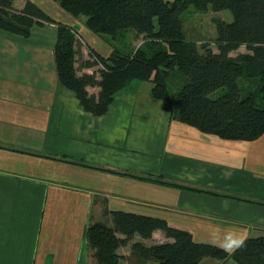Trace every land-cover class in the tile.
Returning <instances> with one entry per match:
<instances>
[{
  "label": "crops",
  "instance_id": "crops-1",
  "mask_svg": "<svg viewBox=\"0 0 264 264\" xmlns=\"http://www.w3.org/2000/svg\"><path fill=\"white\" fill-rule=\"evenodd\" d=\"M26 1L53 21L30 17L27 36L0 28V264H96L86 229L99 213L109 224L113 210L162 218L228 251L260 236L264 135L225 140L178 122L149 80L129 81L104 114L85 110L57 79V26L76 31L77 74L99 67L81 65L89 48L107 57L110 44L55 0H12L11 11ZM139 238L118 253L135 241H170L159 229L150 242Z\"/></svg>",
  "mask_w": 264,
  "mask_h": 264
},
{
  "label": "trees",
  "instance_id": "trees-1",
  "mask_svg": "<svg viewBox=\"0 0 264 264\" xmlns=\"http://www.w3.org/2000/svg\"><path fill=\"white\" fill-rule=\"evenodd\" d=\"M55 1L71 15L82 17L85 25L110 45L125 29L145 38L143 47L129 53L113 44L107 57L89 48V58L83 59L81 65L100 67L91 73L77 74L76 31L58 24L53 51L57 79L75 94L85 110L104 114L114 95L129 81L149 80L153 83V96L178 122L225 140L252 141L264 135V0ZM189 6L198 11L210 7L231 13L229 22L215 20L217 52H200L194 41L185 39L181 17ZM11 9L12 0H0V28L19 35H28L33 23L30 17L53 21L30 1L19 13ZM240 44H245L248 52L230 56L231 49ZM173 74L178 81L172 86L169 81ZM240 76L256 78V88L241 95ZM87 86H97L99 90L89 93ZM219 88L225 91L209 96ZM149 179L162 181L160 177ZM108 215L109 224L96 221L86 229L96 264H121L119 247L135 234L150 239L157 229L170 241L131 243L137 264H199L208 257L232 259L236 264H264V235L247 237L228 251L215 244L197 242L189 231L175 228L162 218L120 210Z\"/></svg>",
  "mask_w": 264,
  "mask_h": 264
},
{
  "label": "rangeland",
  "instance_id": "rangeland-1",
  "mask_svg": "<svg viewBox=\"0 0 264 264\" xmlns=\"http://www.w3.org/2000/svg\"><path fill=\"white\" fill-rule=\"evenodd\" d=\"M168 1H172V0H168ZM217 19L229 22L231 21L232 16L231 13L226 9L214 11L209 7L205 11H198L194 9L193 6H189L181 17L182 29L184 32L185 39L194 41L200 52H203L206 49H210L214 52H217L218 45L215 41L216 40L215 20ZM77 41L78 43H80L79 40ZM112 43L115 46H118L123 52L129 53L136 48L143 47L145 45V38L142 35L134 33L130 29H125L119 33V35L116 37L115 40L112 41ZM247 52H248L247 46L245 44H240L237 47L231 49L229 55L236 57ZM177 81H178V77L176 76V74H173L170 77V81H169L170 84L173 86L177 84ZM238 82L243 88L241 91V95L246 93V90H250V91L254 90L257 85L256 78H249L246 76H240ZM224 91H225L224 88H219L215 92L211 93L209 96L215 97L220 95ZM96 217L97 218H93L92 221L96 222L97 219V221L107 224L108 217L105 214L99 213L97 214ZM256 233H257L256 235H264V230L258 231ZM139 239L143 240L141 238ZM150 241L151 240H147V242ZM119 252L122 255H124L125 258H128L127 260L121 259L120 262L137 264V261L134 262L135 256L131 253L130 245L129 247L120 248ZM95 261H91V263H94Z\"/></svg>",
  "mask_w": 264,
  "mask_h": 264
},
{
  "label": "water",
  "instance_id": "water-1",
  "mask_svg": "<svg viewBox=\"0 0 264 264\" xmlns=\"http://www.w3.org/2000/svg\"><path fill=\"white\" fill-rule=\"evenodd\" d=\"M153 180L158 181V182H164V183H168V184H173V183H170V182L160 181V180H157V179H153ZM173 185H174V184H173ZM187 188L192 189L191 187H187ZM193 189H195V188H193ZM196 190H197V189H196Z\"/></svg>",
  "mask_w": 264,
  "mask_h": 264
},
{
  "label": "clouds",
  "instance_id": "clouds-1",
  "mask_svg": "<svg viewBox=\"0 0 264 264\" xmlns=\"http://www.w3.org/2000/svg\"><path fill=\"white\" fill-rule=\"evenodd\" d=\"M234 243H235L236 245H239L240 243H242V240L237 239V240L234 241Z\"/></svg>",
  "mask_w": 264,
  "mask_h": 264
}]
</instances>
